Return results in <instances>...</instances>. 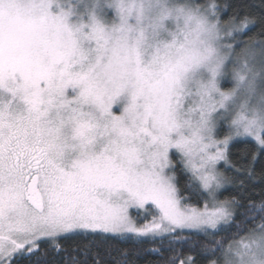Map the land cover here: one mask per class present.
Instances as JSON below:
<instances>
[{"label": "snow or ice", "instance_id": "1", "mask_svg": "<svg viewBox=\"0 0 264 264\" xmlns=\"http://www.w3.org/2000/svg\"><path fill=\"white\" fill-rule=\"evenodd\" d=\"M260 36L264 0H0V264H54L42 246L59 256L67 239L193 233L204 264H264V200L224 196L264 156ZM233 228L246 235L216 238ZM72 252L60 264L98 256Z\"/></svg>", "mask_w": 264, "mask_h": 264}, {"label": "trees", "instance_id": "2", "mask_svg": "<svg viewBox=\"0 0 264 264\" xmlns=\"http://www.w3.org/2000/svg\"><path fill=\"white\" fill-rule=\"evenodd\" d=\"M224 0H218V3H223ZM234 6L242 5L244 3L253 4L257 11H259V5L261 0H231ZM243 14V11L241 12ZM230 13H224L223 18L227 19ZM252 26H250L251 28ZM248 31V30H246ZM258 29L252 28L249 31V36H253ZM245 40L248 37H244ZM259 39H264V36H260ZM223 87L228 88L231 86L228 82H224ZM244 140H251V138H238ZM254 143V142H253ZM242 147V146H241ZM236 150H234L235 153ZM232 160L236 163V166L240 165V157L233 154ZM246 163V161H245ZM229 174L237 175L236 173L228 170ZM264 156L258 158L255 163V177L249 179L243 174H239V178L243 179L245 182V188L240 189L237 186H227V190L224 191V196L239 194L242 202L247 204L249 202L259 203L264 200ZM243 209H241L242 211ZM239 223V221H238ZM250 226V225H249ZM243 227V226H242ZM246 235L244 231H237L235 228L230 230L228 233H221L216 238L219 240L223 238L226 243H230L234 239H239ZM193 239L187 241H181L172 245H169L167 241L164 242L163 246L160 244L161 238H157L156 241H151L148 238H136L131 235L125 237H111V236H97L95 238H89L88 240H82L81 238L61 240L60 244L67 250L66 252H61L59 256L56 255L48 246L44 247V251L47 253L48 260L54 262V264H60L62 257L65 255H77V253L72 252V248L82 247L84 244H90L92 251L98 253L97 257H93L91 254L87 257V264H95V259H99L100 264H110L107 256V252L110 250H120L127 252L129 257L135 256L137 264H148V261H159L160 264H167L170 257L176 256L178 258H183L186 254H191L196 258L197 264H204V257L206 255L210 256V253H204L201 251V244L205 243V238L203 235L192 234ZM143 240V248L141 247L140 241ZM214 248L215 245H212ZM147 248H160L162 255H155L151 252L146 251ZM139 253L138 256L135 254ZM219 256V253H216ZM79 259L83 262L84 257L80 256Z\"/></svg>", "mask_w": 264, "mask_h": 264}, {"label": "rangeland", "instance_id": "3", "mask_svg": "<svg viewBox=\"0 0 264 264\" xmlns=\"http://www.w3.org/2000/svg\"><path fill=\"white\" fill-rule=\"evenodd\" d=\"M227 82H228L229 84H231V80H230V78L227 80ZM223 83H224V82H222V85H223ZM231 86H232V84H231ZM231 86H230V87H231ZM129 235H131V234H129Z\"/></svg>", "mask_w": 264, "mask_h": 264}]
</instances>
